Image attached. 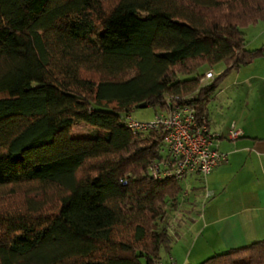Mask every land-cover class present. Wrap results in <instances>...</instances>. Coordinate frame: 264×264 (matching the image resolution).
I'll return each mask as SVG.
<instances>
[{"label":"trees","instance_id":"1","mask_svg":"<svg viewBox=\"0 0 264 264\" xmlns=\"http://www.w3.org/2000/svg\"><path fill=\"white\" fill-rule=\"evenodd\" d=\"M257 25L264 0H0V264L160 262L184 188L148 171L163 134L124 116L183 104L207 120L218 84L263 56L243 31ZM199 264H264V239Z\"/></svg>","mask_w":264,"mask_h":264},{"label":"crops","instance_id":"2","mask_svg":"<svg viewBox=\"0 0 264 264\" xmlns=\"http://www.w3.org/2000/svg\"><path fill=\"white\" fill-rule=\"evenodd\" d=\"M252 29L246 30L251 39L245 32L247 48L257 49L264 45V26ZM206 116L209 132L221 137L215 145L227 159L202 177L201 184L183 180L186 188L173 219L185 222L182 213L201 200L195 221L201 228L189 245L180 237L168 253L161 251L160 262L190 264L195 253L220 254L264 239V54L222 80ZM232 126L241 132L236 140L227 138ZM206 192L211 194L208 199Z\"/></svg>","mask_w":264,"mask_h":264},{"label":"built area","instance_id":"3","mask_svg":"<svg viewBox=\"0 0 264 264\" xmlns=\"http://www.w3.org/2000/svg\"><path fill=\"white\" fill-rule=\"evenodd\" d=\"M213 79L214 75L209 70L200 79V83L206 85L207 81ZM169 99L168 97L167 100ZM124 120L127 127L135 132L156 131L163 134L165 155L148 167L150 175L155 180L183 181L191 175L205 177L227 159V155L220 152L215 145L214 140L219 136L209 132L205 118L197 121L195 110L189 106L174 104L168 111L155 114L148 122L137 121L131 114H126ZM240 136L241 132L232 126L227 138L236 140ZM210 197L211 194L206 192L205 199ZM157 264L175 263L172 261Z\"/></svg>","mask_w":264,"mask_h":264},{"label":"rangeland","instance_id":"4","mask_svg":"<svg viewBox=\"0 0 264 264\" xmlns=\"http://www.w3.org/2000/svg\"><path fill=\"white\" fill-rule=\"evenodd\" d=\"M260 26V25H257ZM256 27V26H253ZM253 27H248L245 28L243 31L247 33L248 37L250 38V34L251 31H246V30H253ZM251 39V38H250ZM225 66L223 63H218L213 67H209V68H203L201 70V73L204 74L205 72H208L209 70L212 71L214 78H216L223 70H224ZM186 76H179V79H185ZM210 81H207V84ZM201 84V83H200ZM222 82H220L215 90V93L219 91V89L221 88ZM159 112H157L156 110L152 109V108H144V109H136L131 113V116L133 119L140 121V122H148L151 121L153 119V117L155 116V114H157ZM96 131L98 132L97 129L89 127L83 123H74L72 126V132H71V136L73 138H80V137H92L94 135H96ZM198 178L196 176H188L187 181H195L197 182V184H201L203 183V179L202 177L199 179H195ZM204 178V177H203ZM208 180V179H207ZM187 181H183L182 182V186H184V188H186V182ZM197 205L194 204L189 205L188 206V210H186V212L182 213L185 222H176L173 219V216L176 214L174 210H168L167 214L165 216V219L163 221H159L158 224L162 227H166L168 230V234L170 235L171 238V246L173 244H175L177 241H179V238L182 237L183 242H186L188 245L193 242L195 240V235L196 233L199 231V228H201V224H196L195 225V221L197 220L196 215H197V211L202 208V203L201 200H198ZM192 219L194 221H192ZM182 233V234H181ZM221 253V252H220ZM219 254V252H206L204 254H200V253H195L193 256H191L190 260V264H199L202 261H204L205 259ZM201 255H203L201 257ZM162 258H165L164 253L162 254Z\"/></svg>","mask_w":264,"mask_h":264},{"label":"water","instance_id":"5","mask_svg":"<svg viewBox=\"0 0 264 264\" xmlns=\"http://www.w3.org/2000/svg\"><path fill=\"white\" fill-rule=\"evenodd\" d=\"M144 107V106H141V108Z\"/></svg>","mask_w":264,"mask_h":264}]
</instances>
